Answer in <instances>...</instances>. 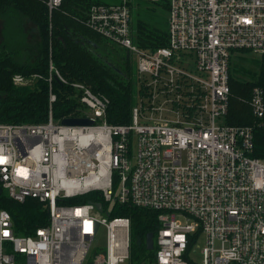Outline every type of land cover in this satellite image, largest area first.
Listing matches in <instances>:
<instances>
[{"label": "built area", "instance_id": "obj_1", "mask_svg": "<svg viewBox=\"0 0 264 264\" xmlns=\"http://www.w3.org/2000/svg\"><path fill=\"white\" fill-rule=\"evenodd\" d=\"M164 1L168 40L153 50L135 42L127 0L94 3L83 19L136 62L128 123L107 122L108 97L51 61L47 74L11 76L14 86L46 82L48 111L44 122H0V187L48 217L18 234L0 207V264H128L130 218L111 214L116 203L158 212L149 264H264V159L251 155L252 126L226 121L232 55L260 53L264 72V0ZM61 2L45 0L49 14ZM54 81L78 104L59 119ZM247 101L264 117V87H252ZM68 117L92 123L62 124ZM90 192L101 200L68 202ZM100 227L105 247L97 250Z\"/></svg>", "mask_w": 264, "mask_h": 264}, {"label": "trees", "instance_id": "obj_2", "mask_svg": "<svg viewBox=\"0 0 264 264\" xmlns=\"http://www.w3.org/2000/svg\"><path fill=\"white\" fill-rule=\"evenodd\" d=\"M102 0H62L49 14L45 0H0V22L4 25L0 42V122L38 123L47 119V83L39 80L33 86H14V73L47 74L49 62L70 80L85 83L95 93L108 97L107 122L128 123L134 104L135 80L128 55L116 51L104 38L83 24L89 7L94 3H111ZM168 11V3L159 1ZM158 2V3H159ZM33 25L24 32V24ZM160 24V25H158ZM135 21V42L142 48L155 49L167 44V18L162 23ZM8 27V28H7ZM8 29V31H7ZM31 39L27 40L26 36ZM111 44V43H110ZM127 53V52H126ZM231 95L226 121L234 125H250L253 131L252 156L264 159V117L253 116L248 104L251 89L264 87V72L255 79L238 80L229 74ZM57 100L53 104L56 119L71 114L78 104L70 97L69 88L54 81ZM97 192L68 199L82 203L99 201ZM0 207L7 209L18 234H31L46 224L48 212L34 201L17 202L4 192L0 193ZM157 211L116 203L111 212L116 216H129L128 264H149L154 249L146 248V235L155 234L158 227Z\"/></svg>", "mask_w": 264, "mask_h": 264}, {"label": "rangeland", "instance_id": "obj_3", "mask_svg": "<svg viewBox=\"0 0 264 264\" xmlns=\"http://www.w3.org/2000/svg\"><path fill=\"white\" fill-rule=\"evenodd\" d=\"M102 1H115L118 2L120 0H102ZM130 4L132 9L131 14V24L134 26L135 21L138 19H142L146 22L158 24L165 21L168 15V11L160 5L161 0H127ZM159 2V3H158ZM160 25V24H158ZM33 25L31 24H24L23 29L24 32H28L29 27L31 28ZM8 28V27H7ZM3 30L4 25L0 22V42L3 39ZM8 31V29H7ZM27 40H30V35L26 36ZM108 42V41H107ZM108 46L112 47L114 50L109 53L110 55H116V51L125 55H128V59L130 61L131 69L135 72L136 69V62L133 60L132 56L129 53H126V50L115 45L108 43ZM261 68V55L257 52L252 51H245L242 54H233L230 61V73L233 78L238 80H251L255 79L260 71ZM137 91V88H135ZM135 93V92H134ZM175 217L180 219L181 221H185L186 217H184L180 212L175 213ZM105 230L103 227H100L96 232L94 237L93 246L98 249H103L105 247ZM198 245L194 246V250L191 251L190 256L194 259H200V252L199 248L203 244L202 239L197 242ZM198 246V247H197Z\"/></svg>", "mask_w": 264, "mask_h": 264}, {"label": "water", "instance_id": "obj_4", "mask_svg": "<svg viewBox=\"0 0 264 264\" xmlns=\"http://www.w3.org/2000/svg\"><path fill=\"white\" fill-rule=\"evenodd\" d=\"M62 124H69V125H89L92 123V120L89 118H78V117H68L63 118L61 120ZM0 193H2V188L0 187ZM97 208L100 210L102 208L101 203H96ZM153 233L149 232L146 235V248L152 249L153 248Z\"/></svg>", "mask_w": 264, "mask_h": 264}]
</instances>
